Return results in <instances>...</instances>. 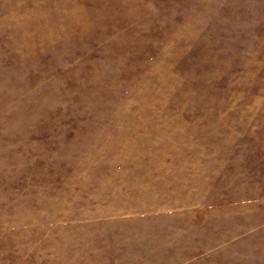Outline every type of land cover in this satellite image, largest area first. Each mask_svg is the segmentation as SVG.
<instances>
[{"label": "rangeland", "instance_id": "obj_1", "mask_svg": "<svg viewBox=\"0 0 264 264\" xmlns=\"http://www.w3.org/2000/svg\"><path fill=\"white\" fill-rule=\"evenodd\" d=\"M0 264H264V0H0Z\"/></svg>", "mask_w": 264, "mask_h": 264}]
</instances>
